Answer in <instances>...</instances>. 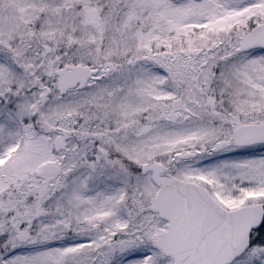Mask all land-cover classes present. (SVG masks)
Here are the masks:
<instances>
[{
	"label": "snow or ice",
	"instance_id": "obj_1",
	"mask_svg": "<svg viewBox=\"0 0 264 264\" xmlns=\"http://www.w3.org/2000/svg\"><path fill=\"white\" fill-rule=\"evenodd\" d=\"M0 264H264V0H0Z\"/></svg>",
	"mask_w": 264,
	"mask_h": 264
}]
</instances>
